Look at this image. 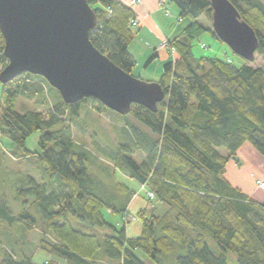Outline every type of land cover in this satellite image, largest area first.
Here are the masks:
<instances>
[{
    "label": "trees",
    "instance_id": "1",
    "mask_svg": "<svg viewBox=\"0 0 264 264\" xmlns=\"http://www.w3.org/2000/svg\"><path fill=\"white\" fill-rule=\"evenodd\" d=\"M168 1L178 7V20L188 19L189 24L180 36L168 39L177 57L164 64L158 81L166 99L156 112L133 106L129 116L134 122L116 127L118 145L110 150L99 147L115 172L147 189L149 203L166 208L158 215L156 207L138 213V237H129L123 225L107 219V212L124 214L138 192L113 174L112 183L106 184L90 168L98 158L73 138L70 129L83 105L100 112L110 109L94 98L67 104L56 91L59 97L47 113H20V98L46 100V89L53 87L30 73L0 83V134L22 156H35L43 168V183L29 178V188L19 193L32 198L35 212L25 208L15 214L0 198V221L29 232L44 224L53 240L44 239L42 250L68 264H228L231 253L235 264H264V204L225 177L228 162L238 160L244 143L264 155V66L196 57L193 44L204 33L220 40L201 23L203 17L212 23L211 2ZM88 2L98 19L91 42L132 74L137 67L129 50L136 35L129 24L135 18L133 8L122 0ZM230 2L255 30L257 54L264 60V0ZM4 48L0 31V73L8 64ZM38 132L41 153H31L26 142ZM138 152L145 155L141 162L135 157ZM103 228L108 231L100 232ZM0 264L38 263L25 253L5 252ZM42 264L60 263L51 259Z\"/></svg>",
    "mask_w": 264,
    "mask_h": 264
},
{
    "label": "water",
    "instance_id": "2",
    "mask_svg": "<svg viewBox=\"0 0 264 264\" xmlns=\"http://www.w3.org/2000/svg\"><path fill=\"white\" fill-rule=\"evenodd\" d=\"M218 38L252 63L258 37L230 0H210ZM98 19L88 0H0V31L7 66L0 83L24 73L43 77L64 102L94 98L127 116L140 105L156 112L166 93L158 82H145L115 65L91 42Z\"/></svg>",
    "mask_w": 264,
    "mask_h": 264
},
{
    "label": "rangeland",
    "instance_id": "3",
    "mask_svg": "<svg viewBox=\"0 0 264 264\" xmlns=\"http://www.w3.org/2000/svg\"><path fill=\"white\" fill-rule=\"evenodd\" d=\"M166 4L167 8L169 6L171 11H173V7L179 10L176 5L171 4L168 0H166ZM164 13L167 19L172 16L168 9H165ZM182 21V27H186L189 24L188 19H183ZM201 23L206 28L213 29L212 23L206 18H201ZM129 24L137 33L139 25L133 26L132 19ZM154 26L153 31L159 33L157 26ZM193 45V51L196 57L208 56L224 60L231 58L237 65H242L244 62V60L236 55L229 46L218 40L210 32L204 33ZM159 49L161 50L162 48L160 47ZM167 53L169 52L163 49L161 53L162 59L160 61L154 58L149 62L153 52H151L147 58H139L137 67L132 75L145 82H158L161 78L164 64L168 62V60H175L177 57L176 52L170 55ZM246 64L252 67H261L264 66V60L256 54L254 62L249 63L246 61ZM56 91L57 90L54 88H49V90L46 89V100L45 97H37L33 100L20 98L17 102V110L20 113L33 110L47 113L50 106L53 105L55 100L59 97ZM128 121L134 122V119L129 115L122 116L112 110L100 112L90 105H83L81 107L80 117L73 121L70 127L73 138L79 144L92 151L98 158V162L90 166L91 170L97 173L106 184L112 183L110 177L113 174L116 180L136 190L138 192L137 197H140V201L145 203L146 207L140 209L137 208L139 207V199L135 200L136 202L132 205V210L128 206V210L121 215L112 216L107 212V219L112 224H117L119 226L123 225L126 228L127 235L135 232H140L141 234L142 222L138 216L141 210L149 208L150 211L156 207L159 209L157 215L166 210L165 207L155 202L149 203L146 198L147 189H145L144 186L140 187L135 180L129 179L127 174L115 172L114 165L99 151L100 148L106 150H110V148L114 149L118 145L119 131L116 130V127L119 128ZM41 136L42 133L38 132L27 140L26 149L29 152L41 153V147L39 145ZM14 150L15 154L13 153ZM144 156L145 155L141 152L135 153V157L140 162L143 160ZM104 169L109 170V175L105 174ZM42 170V165L35 156H22V151L18 150L16 146H13L8 138L0 134V198L6 202L7 206L15 214L21 213L25 208H30V210L35 212V209L32 208L31 205L32 198L29 196L22 198L19 193L21 190H27L29 188V178H33L39 184H42ZM225 177L233 186L239 188L244 194L260 204H264V189H261L258 185V180L264 181V155L250 142H246L241 146L238 151L237 161L232 159L228 162ZM148 195L151 197L149 193ZM152 198L153 197L150 199ZM25 201H28L26 205L24 204ZM99 231L105 233L108 230L107 228H103ZM44 239L52 241L53 237L42 223H40L39 227L29 232L24 231L17 225L9 227L6 223L0 221V259L5 252H14L21 255L23 253L27 254V256L32 257L38 264L45 263L47 260L50 261L51 259L59 261L60 264H68L67 261L58 259L42 250V242ZM140 255L141 258L144 259L145 256L142 253H140ZM228 264H235L232 253L229 255Z\"/></svg>",
    "mask_w": 264,
    "mask_h": 264
},
{
    "label": "crops",
    "instance_id": "4",
    "mask_svg": "<svg viewBox=\"0 0 264 264\" xmlns=\"http://www.w3.org/2000/svg\"><path fill=\"white\" fill-rule=\"evenodd\" d=\"M126 5H130V0H122ZM165 9L170 10L171 17L168 19L164 16ZM135 12V18L139 21V28L134 37V40L129 48L132 55L138 61L139 58H147L151 52L154 56L156 54V59L161 60V53L163 49H159L164 40L173 39L182 34L185 27H182L181 24L183 21H179V10L176 8L171 9L167 8L166 0H143V4L133 8ZM157 26L159 33L153 31V28ZM159 49V51H158ZM169 54V53H167ZM151 56V57H152ZM169 61V60H168ZM138 64V62H137ZM140 201V197L137 195L131 201L129 208L132 210V205L135 200ZM138 202V201H137ZM139 207L145 208L146 205L143 201L139 202ZM129 237H138L140 232H135L128 234Z\"/></svg>",
    "mask_w": 264,
    "mask_h": 264
},
{
    "label": "built area",
    "instance_id": "5",
    "mask_svg": "<svg viewBox=\"0 0 264 264\" xmlns=\"http://www.w3.org/2000/svg\"><path fill=\"white\" fill-rule=\"evenodd\" d=\"M140 4H142V0H130V6L131 7L136 6V5H140ZM132 25L138 26L139 21L136 18L132 19ZM161 48L164 50L170 51L171 54H175V49L168 47V40L167 39L163 41ZM158 51H159V49H158ZM258 185L261 189H264V181L258 180ZM149 194L151 195V197H154L153 193H149Z\"/></svg>",
    "mask_w": 264,
    "mask_h": 264
}]
</instances>
